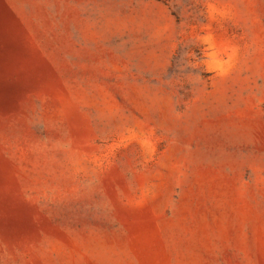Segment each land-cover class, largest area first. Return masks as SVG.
Wrapping results in <instances>:
<instances>
[{"label":"rangeland","instance_id":"374dc122","mask_svg":"<svg viewBox=\"0 0 264 264\" xmlns=\"http://www.w3.org/2000/svg\"><path fill=\"white\" fill-rule=\"evenodd\" d=\"M0 264H264V0H0Z\"/></svg>","mask_w":264,"mask_h":264}]
</instances>
